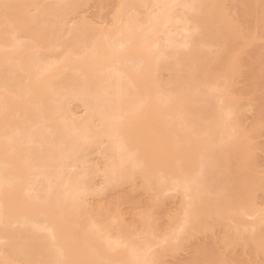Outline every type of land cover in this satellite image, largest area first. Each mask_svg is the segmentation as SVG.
Masks as SVG:
<instances>
[{"label":"bare ground","instance_id":"1","mask_svg":"<svg viewBox=\"0 0 264 264\" xmlns=\"http://www.w3.org/2000/svg\"><path fill=\"white\" fill-rule=\"evenodd\" d=\"M263 130L264 0H0V264H264Z\"/></svg>","mask_w":264,"mask_h":264},{"label":"rangeland","instance_id":"2","mask_svg":"<svg viewBox=\"0 0 264 264\" xmlns=\"http://www.w3.org/2000/svg\"><path fill=\"white\" fill-rule=\"evenodd\" d=\"M92 3H94V2L92 1V2L89 4V6H90ZM92 6H93V5H91L90 7H87V8H86L87 10H85L86 12H84L85 15H86V14H87L88 16H89V15H90V16H91V15H97V14L95 13V11L98 12V11L96 10L97 8H95V7L93 6V7L95 8V9H94ZM107 10H109V8H103V9L101 10V13L103 12V13H102L103 16H104L106 13H108ZM94 13H95V14H94ZM101 13H100V14H101ZM104 13H105V14H104ZM90 16H89V17H90ZM101 16H102V15H101ZM94 17H96V16H94ZM91 18H93V17H91ZM96 18H97V17H96ZM96 18H93V19H96ZM72 103H73V102H72ZM72 103H71V107L74 108V111H76V113H79V112H80L79 114H81V113H82V112H81V110H82L81 107H80V106L77 107V104H76L75 102H74L73 104H72ZM75 109H76V110H75ZM263 132H264V130H263ZM259 135H261V136H260V139H263V138H264V133H263V134H259ZM258 137H259V136H258ZM95 156H96V155H94V157H91V159H89V161L92 160V161L94 162L95 160H96V161H97V160H100L99 157H97V159H96ZM92 158H93V159H92ZM94 158H95V160H94ZM98 162H100V161H98ZM96 180H97V178H96ZM98 181H99V179L97 180V182H98ZM121 188H123V190H124V187H121ZM121 188H117V189H115V191H116V190H117V191H120L119 189H121ZM121 190H122V189H121ZM112 191L114 192V190H112ZM112 191H111V192L108 191V192L111 193V194H110L111 196L109 195V193H105V194H106L105 197H107V198H105V199H108L109 196H110V198H112V196H113V195H112ZM137 192H138V194H140L141 191H137ZM137 192L134 193V195H137ZM115 194H116V192H115ZM118 194H119V193L117 192L116 196H117ZM141 194H142V193H141ZM141 194H140V196H141ZM143 194H144V193H143ZM114 196H115V195H114ZM138 196H139V195H138ZM143 196H145V194L142 195L141 197L144 198ZM113 198L115 199V197H113ZM113 198H112V199H113ZM88 199H90V198H87V202H88ZM91 200H92V199H90V201H91ZM110 200H111V199H110ZM90 201H89V202H90ZM168 201H169V200H168ZM168 201H167V202H168ZM89 202H88V203H89ZM167 205H168V206H171V205L173 206V203H172V202L170 203V201H169V202L167 203ZM119 206H120V205H119ZM123 206H124V204L121 206V209H122ZM125 206H126V205H125ZM125 206H124V207H125ZM172 206H171V207H172ZM186 249H187V248H186ZM187 251H188V250H187ZM185 253H186V255H187L186 250H185V251H182L180 254L176 255V258H177L179 255H180V257H182L183 255H185ZM186 255H185V256H186ZM183 257H184V256H183ZM183 257H182V258H183ZM174 258H175V257H174ZM174 258H173V259H174ZM176 258H175V259H176ZM173 259H172V260H173ZM175 259L173 260V262L176 261ZM177 259H179V257H178ZM180 260H181V258H180ZM177 261H178V260H177ZM177 261H176V262H177Z\"/></svg>","mask_w":264,"mask_h":264}]
</instances>
